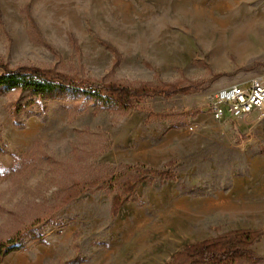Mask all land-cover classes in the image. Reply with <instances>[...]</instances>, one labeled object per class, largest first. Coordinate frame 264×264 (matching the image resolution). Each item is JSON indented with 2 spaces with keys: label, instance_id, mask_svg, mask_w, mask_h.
<instances>
[{
  "label": "rangeland",
  "instance_id": "374dc122",
  "mask_svg": "<svg viewBox=\"0 0 264 264\" xmlns=\"http://www.w3.org/2000/svg\"><path fill=\"white\" fill-rule=\"evenodd\" d=\"M0 63L202 88L130 110L73 90L31 106L28 93L0 91V242L25 244L0 264H167L239 229L262 232L259 259L239 264H264V117L210 111L218 91L264 81V0H0ZM164 169L175 179L144 175L111 216L127 180ZM91 181L101 190L61 203Z\"/></svg>",
  "mask_w": 264,
  "mask_h": 264
},
{
  "label": "trees",
  "instance_id": "16d2710c",
  "mask_svg": "<svg viewBox=\"0 0 264 264\" xmlns=\"http://www.w3.org/2000/svg\"><path fill=\"white\" fill-rule=\"evenodd\" d=\"M1 67V63H0ZM199 83H163L158 85L141 84L131 87L122 83H99L91 79L70 77L62 73H54L39 68L20 67L9 69L3 67L0 72V91H21L28 93L32 98L26 102L31 106L37 100L53 99L60 91L73 90L80 92L96 105L108 108L112 105L123 110H130L143 102L146 98L163 97L171 98L178 95H190L200 91ZM157 118V117H151ZM264 155V150L261 152ZM174 161L165 164V167H173ZM148 175L151 178L161 177L175 179L170 171L148 170L141 176L127 180L123 184L121 193L116 194L111 202V216L116 217L122 206L134 193L136 185L143 182ZM99 181L87 183L76 182L68 191L62 204L71 202L78 196L95 190H101ZM36 226V225H35ZM28 229L27 234L32 241L44 244L42 231ZM262 232L254 229H239L227 232L215 238L198 241L186 246L182 251L173 254L167 264H239L241 262H256L257 255L252 247L260 240ZM22 238L15 237L5 242H0V262L8 254L24 248Z\"/></svg>",
  "mask_w": 264,
  "mask_h": 264
},
{
  "label": "built area",
  "instance_id": "2783aa9c",
  "mask_svg": "<svg viewBox=\"0 0 264 264\" xmlns=\"http://www.w3.org/2000/svg\"><path fill=\"white\" fill-rule=\"evenodd\" d=\"M210 111L220 122L226 117L239 119L251 113L264 117V81L255 78L248 86L235 85L218 91L212 98Z\"/></svg>",
  "mask_w": 264,
  "mask_h": 264
}]
</instances>
